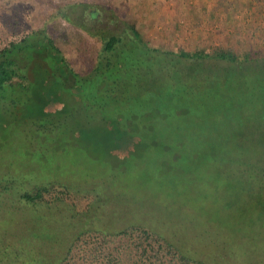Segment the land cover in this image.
Returning <instances> with one entry per match:
<instances>
[{
    "label": "rangeland",
    "instance_id": "rangeland-1",
    "mask_svg": "<svg viewBox=\"0 0 264 264\" xmlns=\"http://www.w3.org/2000/svg\"><path fill=\"white\" fill-rule=\"evenodd\" d=\"M71 5L107 13L91 20L80 8L72 25L58 17ZM112 13L153 47L211 57L231 50L240 62L211 58L209 72L197 68L176 85L131 72L119 77L114 96L100 92L99 79L79 96L67 89V103L72 95L89 96L102 108L91 122L70 110L58 138L63 146L50 147L55 166L43 173L62 175L77 191L63 202L29 205L21 196L35 186L22 183L18 193V182L38 174L12 172L18 181L13 190L3 180L29 145H1L0 242L39 233V224L50 232L63 229L55 236L64 239L97 219L114 233L132 223L159 230L212 264H264V0H0V48L43 28L71 65L87 74L102 48L91 32L122 29ZM248 51L260 57L241 64ZM126 53L133 64L135 54ZM77 119L91 124L79 139L71 136Z\"/></svg>",
    "mask_w": 264,
    "mask_h": 264
},
{
    "label": "trees",
    "instance_id": "trees-1",
    "mask_svg": "<svg viewBox=\"0 0 264 264\" xmlns=\"http://www.w3.org/2000/svg\"><path fill=\"white\" fill-rule=\"evenodd\" d=\"M80 8L87 11L91 20L107 13L101 8L92 11L90 5H71L59 11L58 17L77 25L75 18ZM117 18L112 13V19L116 21ZM117 20L122 25L120 31L91 32L99 37L102 48L94 67L87 74L79 73L71 65L56 40L43 28L0 48V146L8 145L7 142L29 145V150L21 157L22 161L19 160L21 163L9 166L3 180L13 190L18 181L12 172L18 170L16 173L24 176L38 174L37 178L28 181L23 178L18 182L21 188L18 193L24 190L22 183L29 185L31 182L32 187L35 186L34 191L21 196L29 205L63 202L65 195H70L72 190L77 191L70 181L67 185L62 175L55 173V177L54 172L43 173L50 165L52 168L55 166L54 158L50 157V147L58 151L63 146L59 141L65 133L67 115L71 111L74 113L72 109L77 108L79 119L86 116L91 122L98 120L99 109L102 108L89 96L82 99L72 95L67 103V89L79 96L85 86L92 87L93 82L99 79L100 92L114 96L122 83L119 77L131 72H139V79H163L176 85L181 76L183 78L197 68L203 70L201 74L209 72L212 68L207 61L211 58L231 65L240 62L239 55L231 50H216L215 56L211 57L203 51L173 52L153 47L143 41L133 27ZM81 27L89 31L86 26ZM129 49L135 54L136 63L127 62ZM258 57L260 53L248 51L240 57L244 61L241 64L252 65ZM228 68L235 69L234 66ZM87 125L91 124L75 120L71 136L78 139L82 134L87 136L91 131ZM15 156L17 160L20 158L17 154ZM60 188L65 191H58ZM51 197L53 202H48L47 198ZM96 220L87 219L83 228L64 239L63 236H55L63 229L50 232L52 229L47 224H39V233L19 241L0 242V264H212L202 256L177 247L159 230L132 223L114 233L100 227Z\"/></svg>",
    "mask_w": 264,
    "mask_h": 264
}]
</instances>
